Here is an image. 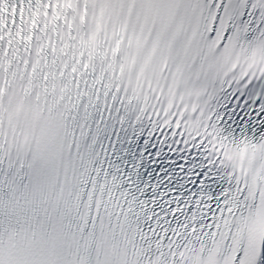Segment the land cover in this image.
<instances>
[{
    "label": "snow or ice",
    "instance_id": "6c2138e0",
    "mask_svg": "<svg viewBox=\"0 0 264 264\" xmlns=\"http://www.w3.org/2000/svg\"><path fill=\"white\" fill-rule=\"evenodd\" d=\"M0 264H264V0H0Z\"/></svg>",
    "mask_w": 264,
    "mask_h": 264
}]
</instances>
